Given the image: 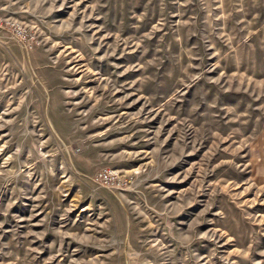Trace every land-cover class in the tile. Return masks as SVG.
<instances>
[{
  "label": "rangeland",
  "instance_id": "obj_1",
  "mask_svg": "<svg viewBox=\"0 0 264 264\" xmlns=\"http://www.w3.org/2000/svg\"><path fill=\"white\" fill-rule=\"evenodd\" d=\"M0 264H264V0H0Z\"/></svg>",
  "mask_w": 264,
  "mask_h": 264
},
{
  "label": "built area",
  "instance_id": "obj_2",
  "mask_svg": "<svg viewBox=\"0 0 264 264\" xmlns=\"http://www.w3.org/2000/svg\"><path fill=\"white\" fill-rule=\"evenodd\" d=\"M123 176L117 172L103 170L97 175V180L101 182L106 188L115 187L122 183Z\"/></svg>",
  "mask_w": 264,
  "mask_h": 264
}]
</instances>
